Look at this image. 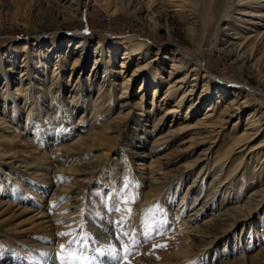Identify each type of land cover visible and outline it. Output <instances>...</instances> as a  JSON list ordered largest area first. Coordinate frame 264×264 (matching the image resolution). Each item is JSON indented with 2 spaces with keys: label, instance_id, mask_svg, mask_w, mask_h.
I'll use <instances>...</instances> for the list:
<instances>
[{
  "label": "rangeland",
  "instance_id": "rangeland-1",
  "mask_svg": "<svg viewBox=\"0 0 264 264\" xmlns=\"http://www.w3.org/2000/svg\"><path fill=\"white\" fill-rule=\"evenodd\" d=\"M64 1L65 0H0V49L7 52H9L10 48L17 49V63L20 64L23 60L22 57L24 52L22 50V45L25 41L31 39L32 41L39 42L38 45H32V47H38L42 51H45L44 48L51 46L56 37L58 38L59 43H63L62 50L64 51L62 52V55L64 56L63 64L62 62H58V64L62 67V72L65 71L67 75L66 77H68L71 70V64L75 59L74 56H76L74 52L77 51L76 54L79 53L80 55V48H76H78L79 40L84 36V38L89 40L88 56L90 58L83 73H80L81 69L76 70L77 72H75V75L72 78L73 81H76L77 75H84L86 77L89 73L90 63L94 62L95 55L97 54L95 48L97 41L101 40L105 44L110 43L109 45L113 48L116 47V45H114L115 43L118 44L122 42L123 44H129L132 42L143 41L145 44L143 55L147 61H150L151 58L156 55V52H161L159 57L165 56V65L163 68L160 65L161 69L159 71V77L163 76L161 77V90L157 94V97L160 98L165 95L164 93L168 84L165 79H168L169 73L167 70L170 68L171 61L170 59H166V56H169V58L174 56L173 49L175 48V45L173 41L181 40L184 49L196 50L198 47L202 53L199 59L207 62L210 61V66L208 67L211 72H209L208 75H210L212 79L213 76H216L217 80H214L216 83L231 81V84L239 90L243 88L246 92L251 93L252 91L250 88L257 85V83L247 77V75H241L235 69L230 70L229 67H231V61L229 56L220 50L223 46H226L227 42L225 40L230 38L228 35L226 36L222 33V28L228 21H234L235 24L241 26V36L250 33V30L247 28L251 26V24L236 19V17H240V15L236 13V11L239 10L238 8H240V5L234 4L232 6V11L225 17L226 19L216 20V18L212 16L209 21V19H206V17L202 18L201 14H199L201 17L199 18L200 22L195 28L198 35V41L196 43H200L198 46V44L192 43L191 40L189 41L186 34H176V36H171L170 38L165 32L166 25L171 24L178 27L181 25L173 22L172 19H167L163 15L156 16L157 14H160L157 13L159 9L150 7L149 3H147L149 0H141L143 4V11L141 12L135 11L133 7H128L126 9L116 10L114 13L102 6L101 3L105 2V0H76L75 3H72L73 0H71L64 5H61L60 3H63ZM113 1L118 2V0ZM196 1L199 2L200 0ZM206 1L207 0H205V2ZM156 2H158V5L167 7L168 10L179 8V6L171 5L173 0H156ZM117 4L118 3H116V5ZM226 31L229 33L232 32L230 29H226ZM46 33H51V35L55 36L47 37L45 36ZM68 45L69 48L66 50V46ZM71 46L73 50L70 52ZM201 48L205 52H202ZM117 49L118 52L113 61V69L115 70L120 66L124 52L122 47H117ZM35 51L37 50L32 49L31 52L33 53ZM260 54L257 57H260ZM34 60L36 59L31 58V63L34 62ZM54 61L55 58L52 59L49 64V75H51L54 70ZM64 61H68L67 65H64ZM136 63L137 62L132 63L129 71L125 74L131 75ZM11 64L13 63H6L8 66ZM12 66L15 67V65ZM15 69V75L19 77L20 68L16 67ZM61 74L63 77V73ZM117 75L119 76L115 75V79L117 81H122V75ZM181 75L183 74L178 73L177 77ZM238 75L242 77L238 78ZM131 76L133 81L129 87V101L134 104L140 100L141 93L138 94L137 90L141 86L140 81L143 80L144 74H133ZM62 77L60 78L61 81L63 80ZM177 77L172 79V81ZM72 79L70 82H73ZM105 79L104 68H101L98 71L97 80L94 81L97 83L93 84L91 94L89 92L85 95V97H89V103L84 104L86 110L79 108L75 109L73 113L72 111H69L72 104H66L68 98L66 95L70 93L68 87L65 90H61V87L59 86L60 84L58 83L55 89H60L59 93L57 92L54 94V97L50 102L54 101L59 107L54 106V104L47 107L44 105L46 104L44 101L48 100V96L50 95L47 90L42 92L39 91L41 94L37 91L38 96H40L39 100H35L30 96V101H24L23 96L31 95L32 91H34L31 85H29V88L23 92H20L21 90L16 91L19 83L11 85V91H16L17 95H19L18 104L23 108V120H28L26 123L29 125L27 128L18 127V130L14 133H10L9 128L8 131L4 132L3 129H1L4 123L3 125L0 123V134L2 136L13 134L17 144L16 149L19 150L21 154L17 159H0V165L4 168L3 171L7 172L5 174L1 170L2 178H0V182L3 181L6 184L7 189H3V186L0 188V202H3L1 205H7L9 203L14 204V207L10 209H6V206L0 207V262L2 264L43 263V260H41L42 257L47 256L42 255L47 254V251L44 248L45 244H53L57 247L56 256L61 264L59 258L61 252L60 245L65 244L67 246L68 241L75 237H60L58 233L72 232L78 233L80 237L84 238L83 244L78 247L79 250H84V245L88 246L85 250V255H87L90 260L93 256H96L99 261L106 262V264H115V261L109 260L107 254L100 256L98 253L94 252L93 249H103L108 244H115L119 252L123 254L125 249L122 244L115 239L116 226L113 223L114 221L123 219L125 223L120 227L124 230H128L127 225H131L133 228L137 229L138 233H142L145 230L143 225L145 221H147V223L153 224L158 232H163L164 235L160 236L154 233L151 240L143 242L138 251H136L134 255L128 256L126 260L122 261V264L219 263L224 255L220 252L225 244L224 241L220 243V246L214 247L215 249L213 248V250H210L208 253H204V251L198 254L192 253L185 257L186 259L184 258L182 262H176V260L168 257L169 254L177 252L185 243L189 236L188 232L193 225L191 220H187V217L191 211L190 209L193 207L192 201L194 200L195 192H190L185 199H183L182 196L185 193L188 182L198 174L200 166L191 170V175L188 176V179L178 178L169 183V186L166 188L158 189V194L153 196L149 188H155V183H151L147 177H145V173H141V171L136 169L134 163L131 161L132 159L123 150L124 145L128 144L125 140L119 142L117 152H112L108 158L103 157L100 162L103 164L97 168V172L91 179L88 180L85 178L87 183L83 190L84 196L78 205V209L80 210L77 211L78 214L75 213L77 216H74L71 221H65L63 224L60 223L62 218L59 217L60 214L57 213L61 204L66 201L65 199H67V196H65V193H62L61 195L56 194L60 191L65 182L74 181L75 176L67 175V177H65L63 173L57 172L52 168L53 163H50V161L52 160V162H56L54 164L59 166L65 158L63 152L65 145L76 139L79 132L81 135H90L93 133V129L99 130L98 127L103 128L102 126L106 124L108 120L113 119L117 115L119 109L122 110V108H120L121 99L118 98V96L121 95V91L117 90L118 88L115 89L112 94L113 100L110 102L113 106L112 110H104L106 106H102L98 112L93 110V105L95 103L94 100L97 95V89L94 87H96L99 82L102 83ZM4 81L5 79L0 81V93L5 92L6 95H8L7 90H5ZM29 81L30 79L24 82L23 88H25L27 84H31ZM32 82L35 81L32 80ZM107 82L108 81H106L105 86H107ZM18 86L20 87L21 84ZM45 86L47 87L48 85L45 84ZM116 87L118 86L115 85V88ZM182 89L179 91L180 93H178V95L181 94ZM91 97H93L92 100ZM152 98L153 91L151 88L145 92L143 101L140 100V103L145 102V107L143 109L146 112L150 110L154 114L152 120L149 121L150 124H152V122L158 118L160 113L166 109L165 107L168 108L171 106V102L169 104L166 103L162 109H160L161 106H151ZM251 98L252 103L249 104L241 114L242 118L240 119V123L234 125L238 119V117H235L226 124L227 129L225 135H231L230 132L233 131L234 135H238L245 131L246 117L253 108L258 106L256 103H260L261 99L264 100V91L254 93ZM9 99L10 98L7 97V99L2 100L0 103L2 111L6 114L5 120L10 121V125H13L11 121L13 102H10ZM105 103L106 105L108 104V102ZM219 104V106L222 107L225 102H220ZM138 112H141V110L134 107V112H132L128 118L129 124L134 123L132 117H135ZM204 112L205 111H199L198 116L200 117ZM96 115H98V118L95 121L94 119ZM169 122L170 121H168V123ZM150 128V126H147V129ZM129 132L130 130L127 128L124 134L126 135ZM188 135L189 134H187V136ZM185 136L186 134L180 135L174 141L173 145L177 144L178 141ZM25 137L32 138L33 142L31 141L32 148H23V150L26 151L23 152L18 146V143ZM6 139L7 137H1L0 140H3L4 142ZM263 141L264 135L253 141V145ZM230 144L231 143L229 142L222 146L227 148ZM173 147L174 146H170L168 149L171 150ZM42 149L50 158L47 162L48 164L44 167V170H41L44 171L42 172L43 174L39 175L35 173L37 172L36 168L38 169L39 167H26V162H23V160L24 156H27L26 158H28L31 155H38L36 151H41ZM217 149L218 147L215 148L210 160L209 167H211V169L214 167V161L219 159L216 154ZM197 150H200V148ZM162 152H164V150ZM99 153V150L88 152L86 159L96 158ZM260 153V156L263 157L264 149ZM195 154L197 153H192L193 156ZM241 154L242 153L236 154L233 157V163L230 170L235 168L240 160L239 156ZM188 158H180L173 161L170 165L173 166L186 163ZM97 163L99 162H96V164ZM259 168L260 166H258L256 162L248 160L245 171L242 173V175H245V185L242 189V196L245 198H242L238 204L245 201L246 197H249V195L253 194L256 190L264 187V170H259ZM219 169L220 168L217 167L213 169L210 174L206 173L204 175L202 181L203 189L205 191L209 190V187H212L210 182L212 181V178L220 172ZM225 177H227V174ZM67 178L69 180H66ZM202 181L200 183H202ZM237 190L238 186L231 185L229 193L231 192L232 195L234 192H237ZM2 192H4L5 195L2 194ZM206 193L207 191L204 192L203 195H206ZM234 201V197L228 202L221 204L220 201L217 200V205H215L213 213L224 206L229 207L234 205ZM257 202H259L260 205L254 207L251 215L252 219L247 226H253L256 223H253V221L258 217L262 219L261 216L264 213V202ZM54 203H59V207L53 209L51 206ZM154 205H159L162 212H158L154 218L151 216L146 218L144 216L145 210ZM25 207L30 208L31 210L29 209L30 211L25 212L23 211ZM36 211H45L48 216H50L48 218L52 224L51 229H53V235H50L45 230L24 233V231L33 229V223L34 220H36ZM209 212L201 214L200 221L206 219L210 214ZM161 220L166 221V223L161 225L159 223ZM259 226L260 225H257L256 229L249 231V233H251L250 235H253V242L249 244V246L246 245V240H234L235 237L233 236L239 234L241 230L240 227L237 231L232 232L231 239L227 242L223 253L231 252L233 245H235L236 249H234L235 253H229V255L226 256V259H235L236 255L251 254L260 249L262 244H264V235L258 236V233L263 230L262 227L259 228ZM140 238L143 239V236L141 235ZM124 243L130 244V240L124 238ZM160 244H166L167 247H154V245ZM78 264H86V262L79 261Z\"/></svg>",
  "mask_w": 264,
  "mask_h": 264
},
{
  "label": "bare ground",
  "instance_id": "bare-ground-1",
  "mask_svg": "<svg viewBox=\"0 0 264 264\" xmlns=\"http://www.w3.org/2000/svg\"><path fill=\"white\" fill-rule=\"evenodd\" d=\"M69 1L71 0H65L60 4L64 5ZM73 2L75 3L76 0H73L72 3ZM116 3L118 4L116 5ZM147 3H149L150 7L159 9L157 13L160 14L156 16L163 15L167 19H172L173 22L181 25L180 27L171 24L166 25L165 32L170 38L171 36H176V34H186L188 40H191L192 43L198 41L195 28L200 22L199 18L201 17L199 14H201L202 18L206 17V19H209V21L212 16H214L216 20L226 19L225 17L232 11V6L234 4L240 5V8H238L239 10L236 11L240 17H236V19L251 24V26L247 28L250 30V33L241 36V26L235 24L234 21H228L222 28V33L226 36L228 35L230 38L225 40L227 42L226 46H223L220 50L229 56L231 61L230 70L235 69L241 75L245 74L257 83L256 86L250 88L252 93L246 92L243 88L239 90L231 84V81L216 83L214 81L215 79L217 80L216 76H213L212 79V77L208 75L209 72H211L208 67L210 66V61L207 62L199 59L202 53L198 47H195L196 50L193 49L194 51L184 49L181 40L173 41L175 45L173 49L174 56L172 55V58L166 56V59H170L171 61L170 68L167 70L169 73L168 79L171 81L164 78L166 82H168L167 89L165 90V95L158 98L157 94L161 90L162 84L161 77H163H159V71L161 69L160 65L162 68L165 65V56L159 57L161 52H156V55H154L150 61H147L143 55V50L145 49L143 41L129 44H123L122 42L118 44L115 43V48L110 46V43L105 44L101 40L97 41L95 47L97 54L95 55L94 62L90 63L89 73L86 77L84 75H77L76 81H73L72 78L75 72H77L76 70L81 69L80 73H83L90 58L88 56L89 40L87 38L82 36L79 40L78 48L76 49L80 48V55L79 53L76 54L77 51L74 52L76 56H74L75 59L71 64L68 77H66L65 71L62 72V67L58 64V62H62L63 64L64 60V56L62 55V52H64L62 50L63 43H59L58 38L55 37L52 45L44 48L45 51H42L38 47L33 48L32 45H38L39 42L29 39L22 45L24 53L22 57L23 60L20 64L17 63V49L10 48L9 52L0 49V79H5V90H7L8 94L6 95L5 92L0 93V102L7 99V97L10 98V102H13V111L11 115L13 125H10V121L5 120L6 114L2 111L0 103V123L2 125L4 123L1 129L6 132L9 128V132L14 133L18 130V127L27 128L29 125L26 123L28 120H23V108L18 104L19 95H17L16 92L19 90H21L20 92L27 90L29 85H31L34 91H32L31 95H24V101H30V96L35 100H39L40 96H38L37 91L42 92L47 90L50 95L48 96V100L44 101V103H46L44 105L49 107V105L51 106V104H54V106L59 107L54 101L50 102L54 94L57 92L59 93L60 89H55L59 83L61 90H65L67 87L70 90V93L66 95V97L68 96L66 104H72L69 111L73 113L75 109L79 108L86 110L84 104L89 103V97L87 98L85 95L89 92L91 94L93 84L97 83L94 81L97 80L98 71L104 68L106 79L103 80L102 83L99 82L96 87H94L97 89V95L94 100L93 110L98 112L102 106H106L104 110H112L113 106L110 102L113 100L112 94L117 88V90L121 91V95L118 96V98L121 99L120 108H122V110L119 109L117 115L113 119L108 120L107 123L102 126L103 128L98 127L99 130L93 129V133L90 135H81L79 132L76 139L65 145L63 150L65 158L61 164L59 163V166L54 164L56 162L50 161V163H53L52 168L57 172L63 173L65 177H67V175L75 176L74 181L65 182L60 191L56 194L61 195L65 193V196H67V199H65L66 201L61 204L57 213L60 214L59 217L62 218L61 221H71L74 216H77V211L80 210L78 209V205L84 196L83 190L87 183L85 178L88 180L91 179L97 172V168L103 164L100 163L103 157L108 158L112 152H117L119 142L125 140L128 144L124 145L123 150L132 159L131 161L134 163L136 169L141 171V173H145V177H147L151 183H155V188H149L153 196L158 194V189L166 188L169 186V183L178 178L188 179V176L191 175V170L200 166L198 174L188 182L185 193L182 196L183 199H185L190 192H195L194 200L192 201L193 207L190 209L191 211L187 217V220H191L193 225L188 232L189 236L185 243L177 252L169 254L168 257L170 259H174L176 262H182L183 259L190 254H198L203 251L204 253H208L210 250H213L214 247L220 246V243L224 241L225 244L220 251L222 252L221 254L224 255L222 260L216 264H264V244H262L261 248L256 252L236 255L235 259H226L229 253H235V245H233L231 252L228 251L229 253H223L227 242L231 239L232 232L237 231L239 227L241 230L238 235L236 234L233 236L235 237L234 240H246V245L248 246L253 242V235H250L251 233H249V231L256 229L257 225H260L259 228L262 227L263 229L258 233V236L264 235V213L261 216L262 219L258 217L253 221V223L256 222L257 224L255 223L253 226H247L252 219L251 215L254 207L260 205L257 201H260V203L264 202V187L256 190L253 194L249 195V197L247 196L245 201L238 204L242 198H245L242 196V189L245 185V175H242V173L245 171L248 160L256 162L257 165L260 166L259 170H264V156H260V152L264 149V141L253 145V141L264 135V100L261 99L260 103H256L258 106L253 108L246 117L245 131L243 133L234 135L233 131L230 132L231 135H225L227 129L226 124L235 117H238V119L234 125L240 123V119L242 118L241 114L245 111L246 107L252 103L251 96L254 95V93L264 91V0H236V2L235 0H207L206 2L205 0H200L199 2L196 0H173L174 4L171 3V5L179 6V8L171 10H168L167 7L163 5H158L156 0H149ZM101 4L107 10L112 11V13L116 10L118 11L119 9H126L128 7H133L137 12L143 11L141 0H118V2L105 0V2ZM226 29H230L232 32L229 33ZM45 36L51 37L55 35L46 33ZM196 44L199 46L200 43L198 42ZM117 47H122L124 52L120 62L121 64L118 69L115 70L113 69V61L118 52ZM66 48V50H68L69 45L66 46ZM32 49L37 51L32 53ZM72 50L71 46L70 52ZM201 51L205 52L202 48ZM259 54L260 57H257ZM31 58L36 60L31 63ZM54 58L55 71L53 70L52 74L49 75V64ZM67 62L68 61H64V65H67ZM134 62L137 63L131 75L144 74L143 80L140 81L141 86L137 90L138 94L141 93L140 100L143 101L145 92L152 88L153 98L151 106H161L160 109H162L166 103L169 104L171 102V106L168 108L165 107L166 109L164 108L165 110L160 113L152 124H150L149 121L152 120L154 114L150 110L146 112L143 109L145 107V102L140 103L139 100L133 104L129 101V87L133 78L130 74L125 73L129 71L131 64ZM6 63L13 64L8 66ZM12 65H15V67ZM16 67L20 68L19 77L15 75ZM61 73H63V77ZM178 73H182L183 75L177 77ZM117 74L122 75V81H117L115 79V75L119 76ZM61 77L63 78L62 81L60 80ZM175 77L177 78L172 81ZM241 77L242 76L238 75V78ZM29 79L31 84L25 83L27 85L23 88L24 82ZM71 79L73 82H70ZM32 80L35 82H32ZM106 81H108L106 84L107 86H105ZM16 83L21 84V86L23 85L22 88L21 86L19 87L18 84L16 91H11V85H15ZM45 84L48 86L46 87ZM115 85L118 87L115 88ZM181 89V94L178 95ZM92 99L93 97H91V100ZM105 102H108V104L106 105ZM220 102H225L224 106L220 107ZM134 107H137L141 112H138L135 117H132L134 123L129 124L128 118L130 114L134 112ZM199 111L205 112L199 117ZM97 118L98 115L95 116L94 120L96 121ZM168 121L170 122L168 123ZM147 126L151 128L147 129ZM127 128H129L130 132L125 135L124 133ZM185 134L186 136L184 138H181L177 144L173 145L174 141L180 135ZM187 134L189 135L187 136ZM1 137H7V139L4 142L0 140V159H17L20 157L21 154L20 151L16 149L17 144L13 134L6 136L0 134V139ZM31 141L33 142V139H30V137L22 138L18 146L23 152H26L23 148H32ZM229 142L231 144L227 148L222 146ZM170 146L174 147L169 150L168 147ZM217 147L216 154L219 159L214 161L213 169L218 167L220 168V172L212 178L210 182L212 187H209V190H206V195H203L206 191L203 189L202 180L206 173L210 174L213 170L209 167V164L215 148ZM198 148H200V150H197ZM96 150L100 151L96 158L86 159L88 152ZM163 150L164 152H162ZM36 152L38 154L36 156L31 155L32 157L30 156L28 158L24 156L23 162H26L25 166L29 168L39 167L38 169L36 168L37 172L35 173L40 175L43 174L42 172L44 171L41 170H44L50 157H48L43 149ZM192 153L197 154L193 156ZM239 153H242L239 156V162L233 170H230L233 157ZM180 158L188 159L186 163L173 166L170 165L173 161ZM96 162L99 163L96 164ZM1 166L2 165H0V178H2L1 170H4ZM3 172L5 174L7 173L5 171ZM226 174L227 177H225ZM66 180L69 179L67 178ZM201 181L202 183H200ZM1 182L0 188L3 186V189L6 190V184L3 181ZM231 185L238 186L237 192H234L232 195L231 192L229 193ZM2 194L5 195L4 192H2ZM233 197L235 198L234 205L229 207L221 206V209L213 213L215 205H217V200L220 201L221 204L228 202ZM1 204H3V202H0V207L6 206V209L14 207V204L10 203L7 205ZM29 209L30 208L25 207L23 211H30L31 209ZM206 212L210 214L206 219L200 221V215ZM48 217L50 216H48L45 211H36V220H34L33 229L24 231V233L45 230L50 235H53V229H51L52 224ZM44 248L47 251V256L43 255L44 257L41 259L43 263L39 264H60L56 256L57 247L53 244H45ZM0 264L2 263L0 262Z\"/></svg>",
  "mask_w": 264,
  "mask_h": 264
},
{
  "label": "snow or ice",
  "instance_id": "snow-or-ice-1",
  "mask_svg": "<svg viewBox=\"0 0 264 264\" xmlns=\"http://www.w3.org/2000/svg\"><path fill=\"white\" fill-rule=\"evenodd\" d=\"M53 209L59 207V203H54L51 206ZM158 212H162V209L159 205H154L149 209H146L144 212V216L147 218L149 216L155 217ZM60 223H65L61 221ZM114 225L116 226L115 231V239L122 244L125 251L123 254L119 252L115 244H108L103 249L95 248L94 252L98 253L100 256H104L107 254L110 261H115V264H122V261L126 260L128 256L134 255L136 251H138L139 247L143 242L151 240L153 234H157L163 236V232H158L156 227L153 224L147 223L145 221L143 227L144 231L142 233H138L137 229L133 228L131 225H127L128 230H124L120 226L125 222L123 219L119 221H114ZM161 225L166 223V221H159ZM60 237H69L74 236V239L68 241V245L65 244L60 245L61 252L59 254V258L61 260V264H78L79 261H85L86 264H106V262L99 261L96 256H93L91 260L87 255H85V250L87 249V245H84V250H79V245L83 244L84 238L80 237L78 233L72 232H60L58 233ZM141 235L143 239H141ZM124 238H128L130 240V244L124 243ZM154 247L166 248V244L154 245ZM46 255V254H42Z\"/></svg>",
  "mask_w": 264,
  "mask_h": 264
}]
</instances>
